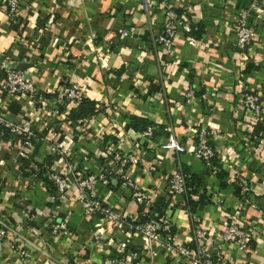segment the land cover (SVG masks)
<instances>
[{"label": "crops", "instance_id": "1", "mask_svg": "<svg viewBox=\"0 0 264 264\" xmlns=\"http://www.w3.org/2000/svg\"><path fill=\"white\" fill-rule=\"evenodd\" d=\"M148 1L20 0L13 15L7 0H0V84L5 68L23 63L20 71L36 94L49 99L41 105L0 92L6 121H30L33 131L46 137L35 143L34 153V148L26 153H33L29 166L34 171L24 175L21 135L0 133V216L16 226L18 235L0 242V264H21L15 243L28 253L23 264H100L114 256L192 264L157 245L153 255L141 250L139 235H126L128 227L83 218L69 166L75 174H105L109 181L96 182V198L133 220L152 210L134 200V189L122 183L120 173L150 197L152 208L160 198L167 200L162 216L175 228V245H198L223 264H264V130L242 101L245 91L264 90V0H255L254 8L252 0ZM163 2L191 25L189 33L179 27L168 46L158 42ZM243 10L249 11L254 32L240 48L234 31ZM73 84L96 103V113L82 124L68 120L71 106L59 110L53 99L61 86ZM189 87L194 95L186 97ZM131 116L156 125L157 132L142 137L130 128ZM202 128L217 150L216 168L193 155ZM169 135L184 145L183 151L166 149ZM56 145L60 150L53 149ZM116 152L134 154L138 161L121 167L112 158ZM49 156V168L67 175L63 192L50 194L37 176L35 162L47 167ZM178 168L194 176L206 197L194 212L184 206L183 196L167 188V175ZM55 196H60L57 218H66L67 234H52L51 217L45 215ZM237 212L244 228L253 227L249 241L244 249L236 243L218 247L222 228ZM195 227L205 230L203 239H193Z\"/></svg>", "mask_w": 264, "mask_h": 264}, {"label": "built area", "instance_id": "2", "mask_svg": "<svg viewBox=\"0 0 264 264\" xmlns=\"http://www.w3.org/2000/svg\"><path fill=\"white\" fill-rule=\"evenodd\" d=\"M146 5H149L148 0H144ZM10 13L16 15L20 6V0H7ZM255 0H252V7L254 8ZM163 8L165 13V22L163 25L162 33L158 36V42L165 46H168L172 43L174 37L176 36L177 29L180 27L184 32L189 33L191 30V25L188 21L183 20L176 11L167 6L164 2L160 6ZM249 11L243 10L237 16V23L235 27V43L238 47L243 48L250 43L252 40L254 29L248 21ZM125 33V32H123ZM192 40V38H189ZM0 92L9 96H18L24 99H28L32 102H37L42 105L44 102H48L49 99L36 94V89L34 83L25 78L23 72L15 69L13 67L5 68L4 75L0 84ZM186 97H191L194 95V90L189 87L184 93ZM82 94L77 85H63L55 93L53 98L58 103H65L69 106H76L82 99ZM242 101L246 109L259 120L263 130H264V90L262 89L259 92L245 91L242 95ZM0 124L8 127L12 133L19 134L22 136L23 141L20 142L19 155L22 157L27 156V152L34 148V143L37 142L32 125L30 121H24L22 123H13L5 120L3 114L0 112ZM61 128L67 131V127L64 124L60 125ZM155 128L153 126H148L145 130L140 132L142 137L151 138L153 136ZM35 138V139H34ZM46 138V137H45ZM41 139V141L45 140ZM34 139V140H33ZM33 140V142H32ZM166 149L172 151H183L184 145L181 144L173 135L168 136V142L165 145ZM53 149L60 150V145H56ZM193 155L202 160L208 168H216L215 160L217 156V150L214 145L211 143L209 135L205 129H200L197 135V144L193 150ZM114 161L119 163L121 167L127 163H136L138 158L134 154H127L123 156L121 153L116 152L112 155ZM68 173H71L75 176L76 184L78 186V194L80 202L82 203V208L86 213H93L94 216H99L100 219L107 221V224H110L117 228L128 227L126 235L131 237L132 233H138L140 235L141 241L146 247L149 243L155 241L160 242L161 245L163 242L172 241L173 235L170 232V227L172 224L165 218H160L159 222L162 225L164 233L160 234L157 231L158 222L154 217H151V212L147 215L146 220H133L130 215H125L120 211L111 209L107 207L102 200L95 198V185L98 180H101L103 183H108V178L105 174H100L96 176L94 174L85 173L80 176H85L84 180H79L75 172L73 171L72 166L68 167ZM110 174V172H109ZM55 184L57 191L63 192L68 187L67 175H60L52 173L48 176ZM120 179L122 183L129 188L134 189V200L136 202H145L149 209L152 208V202L148 195H145L142 191H139L136 188V184L125 174L120 173ZM189 177L180 169H174L166 177L167 188L168 190L175 195L184 196L191 189ZM88 196L94 199H88ZM106 220H105V219ZM5 221L0 216V242L7 237V229L4 223ZM243 220L240 217V214L237 212L229 217L226 224L221 230L218 247L223 244H238L240 249H244L245 245L249 241V236L253 227L244 228L242 225ZM60 227V234H67L66 218L60 220V225H56L55 229ZM102 228H98V232L102 235ZM55 232V231H54ZM194 237L197 240L203 239L206 235L204 229L196 227L194 229ZM158 242V243H159ZM159 243V244H160ZM119 245L122 249L127 246V240H121ZM172 246H168V249H171ZM189 248V247H188ZM185 245H180L178 247V253H184L190 256L192 264H223L220 263V259H214L210 254H208L203 247H199L197 250L188 249ZM128 259V258H127ZM100 264H128L126 257L124 256H114L104 259ZM132 264V263H131Z\"/></svg>", "mask_w": 264, "mask_h": 264}, {"label": "trees", "instance_id": "3", "mask_svg": "<svg viewBox=\"0 0 264 264\" xmlns=\"http://www.w3.org/2000/svg\"><path fill=\"white\" fill-rule=\"evenodd\" d=\"M68 106L69 105H67L65 103H62V104L60 103L59 110H63L65 107H68ZM94 113H96V103L93 100H90L89 98L82 97V99L80 100V102L76 106H71L69 108L67 118L72 123L82 124V123H84V120L89 118V116L93 115ZM129 120H130L129 126L134 131L142 132L148 126H153L155 128L154 133H153V135H154L158 130V127L156 125L151 124L149 121H147L146 119H144L142 117L131 116V117H129ZM0 133L3 134L4 138H6V137H8V134H10V129L8 127L0 124ZM42 135L43 134H36L34 132V136H35L36 140H38V141H41V137H43ZM21 138H22V136H21ZM33 140H32V142H33ZM35 148H37L36 145L34 146L33 153L36 151ZM33 153H32V156H31V154L30 155L28 154L26 157L21 159L20 169L22 170V173L24 175H28L31 173V171H34V169L29 166L30 165V159H32V157H33ZM52 159H53V157H51V156L48 157L47 162H46L47 167H49L51 165ZM35 164L37 165V168H38L37 176H39V178H41L46 183L49 193L54 194V192L57 191V189H56L54 182L48 176L45 175L48 172V170H46L47 167L46 166L42 167L43 163L40 164V163L35 162ZM27 168L30 170L29 172L25 171ZM181 170L183 171V169H181ZM183 172L186 174V176L189 177L188 179L190 180V185L192 187V189L187 194H185L183 196L184 202H185L184 206L187 207L190 212H194L198 203H200V202L202 203L206 197L203 193H199L198 183L196 182V179L194 178V176H192L190 173H187L185 171H183ZM193 196H196L197 198L194 199ZM166 206H167V200H165L164 198H160L159 201L156 203V205L153 206V208H151L152 214L150 216L154 217L157 220V222H158L157 224L159 225L157 227V231L159 233L160 232L164 233V231L162 229V225L159 222V219L163 218L162 215L164 213ZM146 218H148V216H141L140 220L144 221V220H146ZM56 220H58L57 217H56ZM170 232L172 234L175 233V228L173 225L170 227ZM192 248L195 249L194 246H192Z\"/></svg>", "mask_w": 264, "mask_h": 264}, {"label": "rangeland", "instance_id": "4", "mask_svg": "<svg viewBox=\"0 0 264 264\" xmlns=\"http://www.w3.org/2000/svg\"><path fill=\"white\" fill-rule=\"evenodd\" d=\"M55 131H57V130H55ZM23 141V139L21 138V140H20V142H22ZM18 156L20 157V155L18 154ZM73 168V171L75 172V170H74V167H72ZM46 170H48V172H47V174H45L46 176H49L50 174H52V173H56V174H58V175H60V173L59 172H55V171H53V170H51V168H49V167H47L46 168ZM89 175L90 174H92V173H88ZM64 175V174H63ZM77 177H79V180H84L85 179V176H80V174H77L76 175ZM95 198H96V196H95ZM59 199H60V196H55V198H53L52 199V203L51 204H49V207H48V209H46V211H45V215H48V217H51V224H50V230H51V233L52 234H54V235H57V234H60V227L59 228H57V229H55V226L58 224V225H60V220L61 219H58V220H56V217L58 216V214H57V212H56V207H57V204L59 203ZM88 199H94V198H92V197H90V196H88ZM104 203V202H103ZM81 205H82V203H81ZM108 207V206H107ZM111 209H113V208H111ZM116 211H118V210H116ZM63 218H64V216H62ZM82 217L83 218H90V219H92V218H99V216H94L93 215V213H86V212H84V209L82 208ZM50 219V218H49ZM105 219V218H104ZM56 220V221H55ZM106 220V219H105ZM5 223V225H6V228L5 229H7V237L6 238H8V236H9V238L11 239V240H14L15 241V238H17V231H16V229H15V225H11V224H9L8 222H4ZM105 224H107V221H105ZM196 228V227H195ZM194 228V229H195ZM55 231V232H54ZM194 231V230H193ZM134 234H136V235H139L138 233H134ZM192 236H193V239H195V237H194V232L192 233ZM5 238V239H6ZM139 238H140V235H139ZM141 239V238H140ZM195 240H197V239H195ZM2 241V240H1ZM159 242V241H158ZM158 242H155V241H153V242H151V243H149L146 247H144L143 245H144V243L141 241V250H145L146 252H148L150 255H153V253H155V251H154V247H155V245H157V246H159L161 249H163V250H165V251H167V252H170V253H178L179 252V249H178V247L180 246V245H176V247L172 244V241H165V242H163L162 243V245H161V243L159 244ZM23 245H20V244H17V243H15V244H13L12 245V249L15 251V252H18V258H19V263H21V264H23V263H25L26 262V260H27V258L28 257H26V256H28V253H27V251L25 250V249H23V247H22ZM168 246H172L171 247V249H168ZM185 247H187V245L185 246ZM188 248V247H187ZM199 248V246L197 245V248H195V250H197ZM188 249H190V248H188ZM135 252H139V250H135ZM136 255V254H135ZM179 255L180 256H182V257H186V258H188V259H190V256L189 255H187V254H184V253H179ZM135 257V256H134ZM150 264V263H144V262H142L140 259H138V257H135V260H134V262H132V259H130V260H128V264Z\"/></svg>", "mask_w": 264, "mask_h": 264}, {"label": "water", "instance_id": "5", "mask_svg": "<svg viewBox=\"0 0 264 264\" xmlns=\"http://www.w3.org/2000/svg\"><path fill=\"white\" fill-rule=\"evenodd\" d=\"M22 64H23V63H22ZM22 64H20V65L17 67L18 70H23V69L25 68V67H24L25 65H22ZM27 66H28V65H27Z\"/></svg>", "mask_w": 264, "mask_h": 264}]
</instances>
